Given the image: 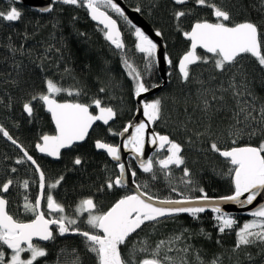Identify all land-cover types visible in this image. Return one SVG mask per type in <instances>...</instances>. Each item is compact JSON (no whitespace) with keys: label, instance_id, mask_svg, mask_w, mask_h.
Returning a JSON list of instances; mask_svg holds the SVG:
<instances>
[{"label":"trees","instance_id":"obj_1","mask_svg":"<svg viewBox=\"0 0 264 264\" xmlns=\"http://www.w3.org/2000/svg\"><path fill=\"white\" fill-rule=\"evenodd\" d=\"M124 1L139 8L140 14L162 33L166 54L172 61L167 70L168 81L156 95L145 100H161V116L152 124L153 129L179 143L184 158L180 166L161 169L155 161L167 155L165 148L153 155L154 168L149 173L140 172L131 162L135 183L158 199L200 197L201 188L209 197L231 195L234 192L229 173L231 165L212 150L211 144L215 142L223 150L233 146H259L264 141V123L260 122V109L264 106V69L250 54L242 56L234 65H226L223 70L216 69L215 57L198 51V55L208 57L209 62L198 61L191 66L190 77L184 81L176 69L179 58L189 46L183 33L197 21L216 22L212 10L196 4V0H187L182 6L171 0ZM214 2L231 13L233 23L251 20L259 24L264 33V0ZM11 6L17 7L22 17L16 22L0 19V125L36 160L45 174L46 184L64 177L55 189L45 190L44 202L50 191L64 206L63 215L77 219L76 226L82 231L95 232L97 230L86 223L87 213L77 217L79 202L91 197L97 212L107 211L116 200L127 195V191L107 188V182L118 175L116 165L95 150L94 142L100 139L117 144L118 136L112 133L122 130L133 117L135 81L125 61L140 73L150 88L160 83L155 60L149 61L136 49L135 28L111 9L106 11L118 22L123 49L108 43L104 30L89 20L84 7L58 4L50 13L42 14L28 6L15 5L11 0H0V10L6 11ZM177 11L186 15L177 20ZM48 79L63 89L80 92L77 96L63 91L55 96L58 101L85 103L94 111L92 101L100 98L117 113L110 127L96 124L84 143L63 152L58 161L40 157L35 151L42 135L54 133L42 103L32 101L31 116L23 110L24 103L31 101L34 95L46 92ZM101 88L105 91L100 92ZM205 101L210 106L207 112L204 111ZM241 109L250 111L256 119L245 120L246 112ZM236 113H240L239 116ZM253 132L255 134L251 135ZM77 157L81 159L79 165L74 164ZM17 160L23 162L16 163ZM185 167L190 172L188 177L184 176ZM9 179L13 184L4 195L8 212L22 222L33 219V214L25 212L23 204L25 196L35 201L38 176L22 152L0 132V185ZM25 180L29 182L27 189L22 187ZM59 215L56 213L55 217ZM216 215L199 213L193 218L183 214L146 221L126 245H121L122 255L131 261L145 258L163 242L159 249L163 264H210L216 257L219 264H264V243L257 241L235 247L236 232L254 218L228 215L236 223L221 233ZM53 232L55 239L41 245L47 256L40 258L39 264H97L84 237L61 236L57 229ZM141 248L147 251H139ZM165 256L171 257V261L165 260Z\"/></svg>","mask_w":264,"mask_h":264},{"label":"snow or ice","instance_id":"obj_2","mask_svg":"<svg viewBox=\"0 0 264 264\" xmlns=\"http://www.w3.org/2000/svg\"><path fill=\"white\" fill-rule=\"evenodd\" d=\"M14 4L15 0H11ZM66 5H77L87 9L91 19L103 25L105 31V39L108 40L117 49L125 47L120 30L117 27V21L109 15L106 9L124 17V12L114 3V0H61ZM177 4L185 3V0H175ZM196 4L206 6L212 10V15L216 18V22L208 20L197 21L191 26L190 31H185L183 35L191 44L188 51L179 59V72L184 81L190 77V65L196 64L198 61L204 63L209 62L208 57H202L197 54V48L204 49L207 53L215 57V68L223 70L226 65H234L245 54H250L258 62L260 67L264 69V33L260 31V25L251 21L244 20L243 22L233 23L231 13L216 4L214 0H196ZM42 11H51L50 7L41 9ZM136 11H140L139 8ZM186 15L183 11L175 12V17L179 20ZM22 17L21 11L15 6H11L6 11L0 10V19L7 22H16ZM126 19V17H125ZM134 35L136 37V49L145 55L151 61L155 58L157 44L149 38L139 27L135 28ZM157 36L162 33L157 30ZM165 59L169 64L172 63L167 55ZM126 67L130 70L134 84V95L141 96L142 93H147L150 88L143 81L140 73L125 61ZM134 73V75H133ZM155 87V85H153ZM235 87V85H232ZM63 91H67L68 95H80L79 90H67L58 86L53 80L46 81V92L34 95L32 100L24 103L23 110L29 116L33 113L32 101H40L45 106L46 110L51 113L52 120L55 123V135H42L40 142L36 144V149L45 153L48 156L59 158L61 149L71 148L76 142L84 141L89 134V129L96 121H103L108 124L113 120L117 113L115 110L104 105L100 98H95L92 103L98 110V114H93L89 111L90 105L85 103H58L55 96ZM105 89L101 88L100 92ZM235 95H240L235 92ZM213 99H216L213 95ZM209 104L205 101L204 111L207 112ZM246 112L245 120H255L250 111L241 109ZM260 122L264 123V106L260 109ZM143 114L147 124L155 123L161 116V100L155 99L150 102H143ZM240 113H236L239 116ZM239 120L237 123L239 124ZM145 122L136 124L133 132L124 141V147L131 148V151L137 156L144 152L145 148V130L147 127ZM129 126H125L123 132H128ZM242 131V130H241ZM0 132L5 137L17 144V141L12 139L9 133L0 126ZM109 132L112 129L109 128ZM117 135V133H112ZM122 135L123 133H119ZM255 132L251 133L254 135ZM152 144H159V148L163 149L167 146V155L155 161L161 169H169L170 165L180 166L184 164V158L181 155V145L169 139L166 135L152 134ZM236 141H233L235 145ZM17 147H21L17 144ZM95 148L103 150L113 160H120V148L103 140L95 141ZM213 151L218 152L231 165L229 173L231 175L234 192L230 196L220 197L215 200L209 197L201 188L202 195L195 200L184 198L181 200H163L157 204L152 203L153 197L139 193L134 195H125L116 200L115 203L107 209V211L97 212V205L93 198L87 197L82 199L76 207V215L79 217L87 213L86 223L97 231H82L77 225V219L69 218L63 213L64 206L56 201L50 191L47 192L46 201L49 213H59L57 218H46L42 209V200L44 199L46 189H55L63 176L55 180V182L46 184V177L36 160L21 147L24 157L35 165V171L39 174V189L40 194L37 195L34 202L30 201L27 196L24 197L23 208L25 212H31L34 216L28 222H22L11 215L7 210L8 200L0 196V264H39V259L47 256V251L41 245L34 243V238L41 241H50L55 239L54 232L50 225H57L59 235L63 236L66 233L72 232L85 238L88 251L95 254L97 264H163L159 256V249L163 242L156 245L151 255L145 258L135 259L131 261L125 259L122 255L121 245H126L133 233L141 228L146 221H157L160 217L171 216L173 214L187 213L193 218H197L199 213H203L206 207L211 206V211L216 213V221L219 222V231L223 233L226 229H231L236 221L221 212L219 207L220 202H237L241 205L251 204L260 193L264 190V141L259 146H233L227 149H221L215 142L211 144ZM22 160H17L16 163H22ZM74 164H81V159L77 157ZM120 174L115 180L107 182V188L121 186L124 181L125 166L121 163L118 165ZM140 167L145 173L153 171L154 162L151 158L147 161H141ZM13 171H16L13 169ZM184 176L190 175L189 170L184 168ZM135 176V172L132 173ZM190 183V181H186ZM13 181L9 179L0 185V192L7 193ZM22 187L27 189L29 182L23 181ZM247 193L245 200L240 198ZM251 215L255 218L244 223L236 232L237 243L236 248L253 244L257 241L264 243V206L259 207ZM179 239V237H177ZM171 250V249H169ZM139 251L145 252L146 248H141ZM185 252L188 248L184 249ZM135 255V250L133 251ZM165 260L171 261V257H164ZM210 264H219V258H214Z\"/></svg>","mask_w":264,"mask_h":264},{"label":"water","instance_id":"obj_3","mask_svg":"<svg viewBox=\"0 0 264 264\" xmlns=\"http://www.w3.org/2000/svg\"><path fill=\"white\" fill-rule=\"evenodd\" d=\"M1 1H4V0H1ZM172 2L175 3V0H171ZM187 0H185V3H186ZM114 3L117 4L118 7L121 8V10L124 12V19L126 17V21L131 24L134 28L136 27H139L142 31L145 32L146 35L149 36L150 39L153 40L154 43L157 44V51H156V55H155V67H156V71L158 73V76H159V79H160V83L155 85V87H150V91L147 92V93H142L141 96L139 97H136L134 95V102H135V111H134V114H133V117L131 118V120L127 123L126 126H129V130L128 132H123V129L119 132V133H123L122 135L118 134V143L116 144L117 146H119L120 148V160L119 161H116V160H113L110 156L107 155L106 152H104L103 150H100V149H96L95 148V142H94V148L97 152H101L103 154H105L107 156V158L109 159L110 162H112L113 164L116 165L117 167V173L118 175L120 174V170H119V167L118 165L119 164H123L125 166V175H124V181H123V184L121 186H118L117 188H124V189H127L129 191V194L128 195H134V194H139V193H144L145 195L142 197L144 199L147 198V196H150L148 194H146L144 191H142L138 186L137 184L135 183L134 179H135V176L132 175L133 171L132 169L130 168V165H129V162L128 160L130 159L131 161H133L135 167L140 171V172H144L143 169L140 167V163L141 161H147L149 158H151L152 154H154L155 152H160L162 151L163 149H165L167 146H165V148L163 149H160L159 148V144H152L151 143V139H152V134L153 133H157L154 131L153 129V126L152 124H147V121H146V118L143 114V102H146V98H150L154 95H156L166 84H167V81H168V67H169V63L167 62V60L165 59V56L167 55L166 54V47H165V43L163 41V38L162 36H157L156 35V31L153 26L140 14L139 11H136V8H133V7H129L125 2L124 0H114ZM183 3V4H185ZM15 5H22V6H28L42 14H47V13H50L53 9V7L55 5H58V4H62V5H66V4H63L61 2V0H15ZM177 4V3H175ZM183 4H177V5H183ZM67 6H74V5H67ZM46 7H50L51 8V11H42L41 9L43 8H46ZM85 9V8H84ZM86 12H87V15H88V18L91 22H93L94 24L98 25L99 27H101L104 31V27L103 25L99 24L97 21H94L91 19V16L89 15L87 9H85ZM110 15V14H109ZM112 17V16H111ZM113 18V17H112ZM213 18L216 20V18L213 16ZM114 19V18H113ZM115 20V19H114ZM210 22V21H209ZM194 24V23H193ZM117 27L119 29V25H118V22H117ZM120 30V29H119ZM191 30V28H190ZM189 30V31H190ZM121 33V32H120ZM183 38L185 40H187L189 42V46H188V49L190 48V44L191 42L185 38V36L183 35ZM108 41V40H107ZM108 43H110L108 41ZM111 44V43H110ZM112 45V44H111ZM114 48L115 46L112 45ZM188 51V50H187ZM198 51H201L205 54H208V55H212L210 53H207L204 49L202 48H197V54H198ZM184 55V54H183ZM181 55V56H183ZM168 57V56H167ZM180 59V58H179ZM178 64H179V60L177 62V65H176V69L180 75V72H179V68H178ZM195 65V64H193ZM193 65H190L193 66ZM58 103H76V102H72V101H58ZM42 103V102H41ZM43 105V103H42ZM43 110L46 114H48L49 118H50V121H51V124L54 128V133L53 134H49V135H55V123L54 121L52 120V116H51V113H49L45 106L43 105ZM96 110V113H93L94 115L95 114H98V110L95 108ZM89 111H90V108H89ZM91 112V111H90ZM26 115H28V113L25 112ZM29 116V115H28ZM115 120V118L111 121H109V123L106 125L103 123V121H96L92 127L89 129V134L92 130V128L96 125V124H100L104 127H107L109 126L113 121ZM141 122H145L147 124V127H146V130H145V148H144V152L142 155L140 156H137L135 153H133L131 151V148L128 147V148H125L124 147V141H126L128 139V137L131 135V133L133 132L134 130V127L136 124H139ZM1 126V125H0ZM88 134V136H89ZM158 134V133H157ZM160 135V134H159ZM88 136L85 138L84 141H79V142H76L72 147H74L75 145H80L82 143H84L86 141V139L88 138ZM167 136V135H166ZM5 137V136H4ZM5 139L10 142L11 144L12 141L9 140L7 137H5ZM40 142V141H39ZM17 147V144H13ZM245 146V145H244ZM71 147V148H72ZM20 151H21V147H17ZM71 148H65V149H61V153L65 150H68V149H71ZM35 151L37 153L38 156L40 157H45V158H48L52 161H58L60 159L59 158H56V157H52V156H48L47 154L45 153H41L39 152L37 149H36V146H35ZM22 152V151H21ZM22 154L24 155V153L22 152ZM222 157V156H221ZM223 159H225L224 157H222ZM26 159V157H25ZM27 160V159H26ZM28 161V160H27ZM30 163V165L34 168L35 170V165H33L31 163V161H28ZM37 176H38V180H39V174L36 172ZM117 175V176H118ZM2 195L0 196H3L6 194V193H3L1 192ZM40 194V189H38V195ZM233 194V193H232ZM231 194V195H232ZM227 196H230V195H227ZM223 197V196H222ZM247 197V193L244 194V196H242L240 199L241 200H245ZM196 198L198 197H193L191 199L195 200ZM215 200H218L220 197H211ZM181 199H184V198H179V199H171V200H181ZM163 200H167V199H158V198H154L153 197V200H152V203L154 204H157V206H160L157 202L158 201H163ZM261 206H264V190H261L260 193L257 195V198L251 203V204H243L241 205L240 203H237V202H232V201H229V202H220L219 203V207L221 208V212L224 213L225 215H232V216H242V217H247V218H254L251 213L256 211L259 207ZM42 210V209H41ZM48 210V208H47ZM49 211V210H48ZM213 213L211 211V206H208L206 207V210L203 212V213ZM183 214H187V213H180V214H173L171 216H175V215H183ZM213 214H216V213H213ZM166 217H170V216H166ZM161 218H165V217H160L158 219H161ZM28 222V221H27ZM52 227H57V225H50V228ZM142 227V226H141ZM139 230V229H138ZM137 230V231H138ZM136 231V232H137ZM135 232V233H136ZM133 233V234H135ZM132 234V235H133ZM78 234H75V233H72V232H69V233H66L65 235L63 236H77ZM80 236V235H78ZM83 237V236H82ZM34 242H37V243H40V244H46L48 243L49 241H41V240H38V239H35L34 238Z\"/></svg>","mask_w":264,"mask_h":264},{"label":"flooded vegetation","instance_id":"obj_4","mask_svg":"<svg viewBox=\"0 0 264 264\" xmlns=\"http://www.w3.org/2000/svg\"><path fill=\"white\" fill-rule=\"evenodd\" d=\"M125 2V1H124ZM172 2V1H171ZM187 2V1H186ZM126 3V2H125ZM172 3H174V2H172ZM127 4V3H126ZM175 4V3H174ZM186 4V3H185ZM128 5V4H127ZM175 5H177V4H175ZM184 5V4H183ZM129 6V5H128ZM177 6H182V5H177ZM129 7H131V6H129ZM114 18V17H113ZM123 18V17H122ZM115 19V18H114ZM124 19V18H123ZM116 20V19H115ZM117 21V20H116ZM214 21H215V19H214ZM90 111L92 112V113H96V110L94 109V111H92L91 110V108H90ZM115 119H116V117H115ZM115 122V120L109 125V126H107V127H110L113 123ZM100 125V124H99ZM102 126V125H101ZM104 127V126H103ZM121 130V129H120ZM119 130V131H120ZM119 131H117V136H118V132ZM87 140V139H86ZM114 145H116V143L114 144ZM76 146V145H75ZM74 146V147H75ZM74 147H72V148H74ZM71 148V149H72ZM70 149H68V150H65V151H63V152H66V151H69ZM62 152V153H63ZM61 153V154H62ZM101 153V152H100ZM157 152H155L154 154H156ZM154 154H152V156H151V159H152V157H153V155ZM61 157V156H60ZM107 157V156H106ZM45 158V157H44ZM48 159V158H47ZM109 160V159H108ZM52 161V160H51ZM128 162H129V165L131 164V162L133 163V161H131L130 159L128 160ZM134 164V163H133ZM135 166V165H134ZM130 168L132 169V167H131V165H130ZM116 169H117V167H116ZM137 169V168H136ZM138 170V169H137ZM133 171V170H132ZM134 172V171H133ZM115 180V179H114ZM117 188V187H116ZM118 189H122V190H126L127 191V195L129 194V191L127 190V189H124V188H118ZM2 195V194H1ZM44 205V206H43ZM42 211H44V212H46L45 213V216H46V218H49V219H51V218H56L55 217V214L56 213H49V211L47 210V201H45L44 202V200H42ZM53 231L55 230V229H57V227H52L51 228ZM58 231V230H57ZM34 243H36V244H38V245H44V244H40V243H37V242H34Z\"/></svg>","mask_w":264,"mask_h":264},{"label":"rangeland","instance_id":"obj_5","mask_svg":"<svg viewBox=\"0 0 264 264\" xmlns=\"http://www.w3.org/2000/svg\"><path fill=\"white\" fill-rule=\"evenodd\" d=\"M129 72H130V71H129ZM131 76H132V75H131ZM166 150H167V147H166ZM167 154H168V153H167ZM254 219H255V218H254ZM251 220H253V219H250V220H248V221H246V222H249V221H251ZM246 222H245V223H246Z\"/></svg>","mask_w":264,"mask_h":264}]
</instances>
